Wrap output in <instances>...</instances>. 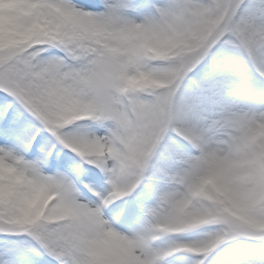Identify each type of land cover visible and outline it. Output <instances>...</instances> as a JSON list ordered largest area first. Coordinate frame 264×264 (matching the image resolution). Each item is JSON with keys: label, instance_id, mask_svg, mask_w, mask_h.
<instances>
[{"label": "clouds", "instance_id": "obj_1", "mask_svg": "<svg viewBox=\"0 0 264 264\" xmlns=\"http://www.w3.org/2000/svg\"><path fill=\"white\" fill-rule=\"evenodd\" d=\"M0 71V264H264V0H0Z\"/></svg>", "mask_w": 264, "mask_h": 264}, {"label": "snow or ice", "instance_id": "obj_2", "mask_svg": "<svg viewBox=\"0 0 264 264\" xmlns=\"http://www.w3.org/2000/svg\"><path fill=\"white\" fill-rule=\"evenodd\" d=\"M15 142H30L31 154L36 155L42 147L50 143V136L29 108V101L18 82L9 74L0 71V145ZM70 163L67 153L59 160L53 157L54 166L67 167ZM0 252L14 258V242L0 236ZM21 259L23 264H51L46 256L31 255Z\"/></svg>", "mask_w": 264, "mask_h": 264}, {"label": "rangeland", "instance_id": "obj_3", "mask_svg": "<svg viewBox=\"0 0 264 264\" xmlns=\"http://www.w3.org/2000/svg\"><path fill=\"white\" fill-rule=\"evenodd\" d=\"M79 2L86 5L89 8H95L99 6V1L97 0H79ZM98 177L100 178L102 183V178L95 171H90L89 176L87 178L91 179L96 183Z\"/></svg>", "mask_w": 264, "mask_h": 264}, {"label": "bare ground", "instance_id": "obj_4", "mask_svg": "<svg viewBox=\"0 0 264 264\" xmlns=\"http://www.w3.org/2000/svg\"><path fill=\"white\" fill-rule=\"evenodd\" d=\"M97 1H99V0H97ZM96 184H101V180H100L99 177L97 178V182H96Z\"/></svg>", "mask_w": 264, "mask_h": 264}]
</instances>
